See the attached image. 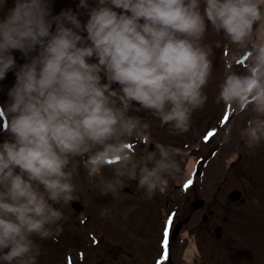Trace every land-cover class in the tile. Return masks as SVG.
<instances>
[{
    "label": "clouds",
    "instance_id": "clouds-1",
    "mask_svg": "<svg viewBox=\"0 0 264 264\" xmlns=\"http://www.w3.org/2000/svg\"><path fill=\"white\" fill-rule=\"evenodd\" d=\"M78 7L87 9L85 24L71 9L52 15L50 0H14L0 19V80L15 70L0 107V128L11 137L0 143V264H38L34 238L62 233L58 206L77 199L81 167L117 201L127 181L148 197L169 187L181 172L180 150L155 142L149 151V120L129 112L147 110L162 127L187 132L208 101L215 48L223 49L215 102L253 113L240 130L249 149L264 141V0H80ZM13 50L26 60L19 67ZM231 133L229 125L221 143Z\"/></svg>",
    "mask_w": 264,
    "mask_h": 264
},
{
    "label": "rangeland",
    "instance_id": "rangeland-1",
    "mask_svg": "<svg viewBox=\"0 0 264 264\" xmlns=\"http://www.w3.org/2000/svg\"><path fill=\"white\" fill-rule=\"evenodd\" d=\"M8 2L11 3L12 0ZM8 2L5 0V6L0 10L2 14L13 6ZM50 2L52 15H58L62 10H67L57 5L64 4L73 12L80 13L78 19L82 24H85L89 18L87 9L78 7L80 0H50ZM86 2L89 6H95L96 0H86ZM3 3L4 0H0V4ZM114 10L118 13L122 11ZM210 27L209 25V29ZM81 35L87 34L83 32ZM208 39H219V37L209 36ZM213 51L214 74L205 89L208 101L202 109H198L192 115L193 123L195 118L202 116L204 124L201 129L191 128L192 131L189 132L192 135L188 138L181 136L174 139L171 144H167L180 150L177 161L181 168V172L169 180V187L163 193L158 191L148 197L143 190L137 188V184L127 181L129 191L123 192L124 194L117 201L111 194L101 195L97 181L81 167L79 176L75 178L78 188L75 193L77 199L72 202L80 203L83 212L76 213L71 208V202L68 205L58 206L64 214L63 231L56 240L46 239L47 242L51 240L50 244L42 243L38 237L34 238L41 247L38 264H45V255L48 258L47 264H151L158 257L160 249L158 231L162 227L165 215L168 211L174 210L176 221L177 217L182 221L186 220L190 213L186 198L190 196L192 200L194 195L205 200L204 209L182 226L181 236L175 243L170 244L172 260L166 264H264V141L257 147L249 149L240 137V130L245 126L247 119L253 115L250 111L232 116L223 130L219 127L220 114L226 112L225 117L220 120L221 124L227 121L229 114L231 116L233 111L215 102L218 94L217 79L219 72L222 71L223 49L215 48ZM12 55L17 67L26 62L21 52L13 50ZM89 62H96L95 58ZM235 68L237 71L242 70L239 66ZM101 76L102 83H106V77L102 73ZM8 78L10 83L11 78ZM0 88H3L2 84ZM6 103L0 98L2 106ZM135 106L139 107V105ZM216 113L220 114L214 117ZM129 115L148 119L151 127H162L159 120L152 117L147 110L129 112ZM210 117L214 118L210 120ZM208 125L217 128V133L203 144L200 142L201 137L209 128ZM229 125L232 126V139L226 144L221 143L222 133ZM169 127L164 125L165 130L160 129V143H163V137H168ZM155 132L159 134L158 129H155ZM5 140L11 141V137L6 131L1 132L0 128V143ZM197 142H200L199 147L203 157L210 154L212 150H215L216 154L205 164L194 186L185 188L183 181L187 178L189 158L184 160L183 158L188 149L193 150L197 146ZM195 150L196 148L191 154L193 159L199 157ZM233 160L235 162L231 163ZM104 175L110 178L112 170L105 169ZM234 190L241 193L242 203L229 202L228 195ZM254 200H258L259 203H253ZM107 207L110 208L108 214H102L103 209ZM211 211L213 214L208 216V222L203 225L202 214ZM122 218L126 219L124 224H121ZM223 218H227V221L223 222ZM125 224L128 225L124 226ZM216 227H221L219 238L215 237ZM145 230L153 233V236L144 235V237L141 231ZM128 231L130 234L135 233L137 240L135 247L132 246L134 237L129 238ZM140 234L142 236L138 240ZM194 235L197 241H201L204 253L197 248L193 240ZM96 240L97 243H95ZM150 247L153 248L151 252ZM128 252L130 255L127 258ZM162 261L165 262V259Z\"/></svg>",
    "mask_w": 264,
    "mask_h": 264
},
{
    "label": "snow or ice",
    "instance_id": "snow-or-ice-1",
    "mask_svg": "<svg viewBox=\"0 0 264 264\" xmlns=\"http://www.w3.org/2000/svg\"><path fill=\"white\" fill-rule=\"evenodd\" d=\"M215 133L212 132V131H209L205 136H204V139L205 141H208L210 140V138L214 135ZM192 181L191 180H188L186 183H185V188L189 187L191 185ZM173 215H170L168 217V220L164 226V230H163V235H164V239L162 240V247L164 248V254H163V259H167L168 257V242H169V228H170V225L172 224V220H173ZM158 264H160V262L158 261Z\"/></svg>",
    "mask_w": 264,
    "mask_h": 264
},
{
    "label": "water",
    "instance_id": "water-1",
    "mask_svg": "<svg viewBox=\"0 0 264 264\" xmlns=\"http://www.w3.org/2000/svg\"><path fill=\"white\" fill-rule=\"evenodd\" d=\"M238 196H239L238 193H233V194L230 196V198H231V199H236V198H238Z\"/></svg>",
    "mask_w": 264,
    "mask_h": 264
}]
</instances>
